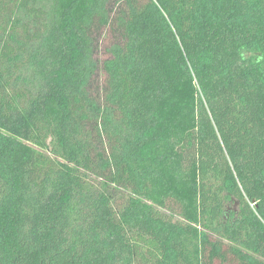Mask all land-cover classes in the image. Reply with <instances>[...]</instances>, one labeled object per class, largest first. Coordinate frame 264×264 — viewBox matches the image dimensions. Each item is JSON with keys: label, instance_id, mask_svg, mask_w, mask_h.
Instances as JSON below:
<instances>
[{"label": "trees", "instance_id": "trees-1", "mask_svg": "<svg viewBox=\"0 0 264 264\" xmlns=\"http://www.w3.org/2000/svg\"><path fill=\"white\" fill-rule=\"evenodd\" d=\"M0 264H264V0H0Z\"/></svg>", "mask_w": 264, "mask_h": 264}, {"label": "rangeland", "instance_id": "rangeland-1", "mask_svg": "<svg viewBox=\"0 0 264 264\" xmlns=\"http://www.w3.org/2000/svg\"><path fill=\"white\" fill-rule=\"evenodd\" d=\"M230 209L235 210L236 209L235 205H230Z\"/></svg>", "mask_w": 264, "mask_h": 264}]
</instances>
